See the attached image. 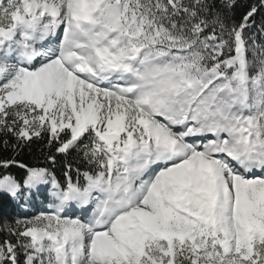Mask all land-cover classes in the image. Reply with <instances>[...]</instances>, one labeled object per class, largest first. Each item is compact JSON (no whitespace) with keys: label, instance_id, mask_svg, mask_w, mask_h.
Wrapping results in <instances>:
<instances>
[{"label":"snow or ice","instance_id":"6c2138e0","mask_svg":"<svg viewBox=\"0 0 264 264\" xmlns=\"http://www.w3.org/2000/svg\"><path fill=\"white\" fill-rule=\"evenodd\" d=\"M0 264H264V0H0Z\"/></svg>","mask_w":264,"mask_h":264},{"label":"trees","instance_id":"16d2710c","mask_svg":"<svg viewBox=\"0 0 264 264\" xmlns=\"http://www.w3.org/2000/svg\"><path fill=\"white\" fill-rule=\"evenodd\" d=\"M25 159H28L27 157ZM30 162V161H29Z\"/></svg>","mask_w":264,"mask_h":264}]
</instances>
